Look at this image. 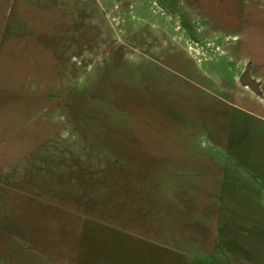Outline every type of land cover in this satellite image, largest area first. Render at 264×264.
<instances>
[{"label":"rangeland","instance_id":"1","mask_svg":"<svg viewBox=\"0 0 264 264\" xmlns=\"http://www.w3.org/2000/svg\"><path fill=\"white\" fill-rule=\"evenodd\" d=\"M0 264H264V0H0Z\"/></svg>","mask_w":264,"mask_h":264},{"label":"water","instance_id":"2","mask_svg":"<svg viewBox=\"0 0 264 264\" xmlns=\"http://www.w3.org/2000/svg\"><path fill=\"white\" fill-rule=\"evenodd\" d=\"M239 81H240L242 86L248 87L254 93H256V94L260 93L258 84L255 81H253V79L250 77V68L249 67L245 68V70L243 71Z\"/></svg>","mask_w":264,"mask_h":264}]
</instances>
